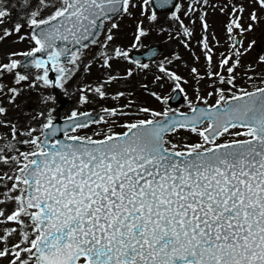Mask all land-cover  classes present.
I'll list each match as a JSON object with an SVG mask.
<instances>
[{"label":"snow or ice","instance_id":"6c2138e0","mask_svg":"<svg viewBox=\"0 0 264 264\" xmlns=\"http://www.w3.org/2000/svg\"><path fill=\"white\" fill-rule=\"evenodd\" d=\"M217 10L224 42L208 19ZM125 16L136 20L127 47L117 43ZM258 27L264 0H0V44L28 45L0 57V264H264V54L245 65L257 41L240 38ZM154 30L203 49L204 70L195 55L188 76L173 67L175 53L156 66L154 82L181 89L188 111L132 99L98 119L75 107L58 122V91L98 57L109 69L132 60ZM213 39L229 47L217 53ZM134 64L83 83L77 104L149 68ZM102 122L106 131L80 134Z\"/></svg>","mask_w":264,"mask_h":264},{"label":"rangeland","instance_id":"374dc122","mask_svg":"<svg viewBox=\"0 0 264 264\" xmlns=\"http://www.w3.org/2000/svg\"><path fill=\"white\" fill-rule=\"evenodd\" d=\"M184 1L185 0H183V2ZM178 2H181V0H178ZM166 15L167 13H161L160 14L161 20H163V18ZM214 15L218 16V19L226 17L222 15L218 10L215 13L210 12L208 16V19L210 22L214 21ZM137 16L139 15L137 14ZM119 23H120V31L118 33L119 39L117 43H121L125 45V47H127V45H129L132 42V33L135 30L136 20L134 21L133 18L125 16L121 21H119ZM222 24L223 23H218V25L213 26V32L215 36L219 37L221 42H224L226 40V37L224 35V29H223ZM198 27H199V21H197V24H196L197 31L195 33V38H197L198 37L197 35L200 33ZM243 34H244V39H243L244 46H247L248 42L254 38L256 39L257 44H260L261 46V51L258 54H264V31H261L260 27H258L256 31L253 33H247V34L243 33ZM171 35H172V39L169 40L168 38L169 33H160L159 31L154 30L150 35L144 37L143 46H138L134 48L132 51L143 52V51H146L150 46H161L162 47V51L159 54V56H157L153 62L147 63L149 65V68L147 70L137 69L134 75L127 80L121 79L118 83L116 82L106 83L105 88L108 92L113 94L112 96L99 97L96 93H90L89 95L91 96V100L88 103L77 104L80 91L83 90L82 89L83 83H88L90 85H95L97 83H104L106 80V74H112V75H116L117 73L122 74L125 68L127 67L135 68L136 66V65L134 66V63L131 62V60L129 61L126 59H115L114 58L111 62L112 67L110 69L107 67L104 68L103 66H101L103 63L102 60H99V57H98V62L94 63L91 67L92 69L91 75L94 76L93 80L90 79V75L88 73H85L83 72V70H81L80 74L76 77V80H74L71 84L68 85L67 94H64L62 91L57 92V97H66L68 100H71L72 102L71 106L59 111L60 116L63 117L65 114H70L72 108H75V107H78L79 110L82 112L84 111L83 108L88 107L89 109H86V111H89V110L96 111V112L100 111V113L103 114L101 112V109L112 107L111 105H109L110 104L109 102L115 103V105L113 106L118 105V100L114 98V94L117 90L126 91L129 93V95H131L132 92L134 93L137 92L134 99L140 102L144 101L141 98V95L143 94L142 91L144 92L145 91L146 92L161 91L162 94L170 96L174 91L173 84L169 83L163 89H160L157 86V84L154 82V76L160 74L156 66L162 60H164L165 57H167L168 59H172L173 54L174 53L177 54L180 57V59H177L174 61L173 67L180 74L188 76L189 69L185 67V62H187L188 65H192L194 64L195 55H199L201 59L198 63H196V66L201 68V70H204L203 68L204 56H203V51H202L203 49L195 43V38L191 41L192 49H189L187 46L184 45L183 40L181 38L176 37L174 33H171ZM212 42L214 45V39L212 40ZM227 46L229 47L227 43L224 44V47H219L218 49H217V46H215L216 52L220 53V51L227 48ZM27 47L28 45L23 44V43H14L12 41H8L6 43L0 44V57H2L4 53L10 48L13 50L20 51V50L26 49ZM96 47H97V51H99V46H96ZM109 53H110V47H109ZM258 54L254 52L253 50L248 56L244 57V64L247 65V63H249L250 61H254ZM218 59H219V56H217V60ZM93 68L100 69L101 71L93 69ZM244 70L246 69H241L240 71L242 72ZM262 71H264V66H262ZM260 79H261L260 77H257L255 79L256 86H261ZM207 83L208 82L205 81L201 85V88L203 89ZM242 83L244 84L245 87H249V90H250V86L247 83L245 82H242ZM191 88L192 87L189 83L185 84L184 89L189 94L188 98L195 99V94L193 92V89ZM210 90L211 89H206L204 94H206V92ZM145 95L151 96L150 93H147ZM150 98L151 99L147 101V104L159 109L160 105H155L153 103V101L157 102V100L154 99L152 101V97ZM209 102H214V98H209ZM57 105H58V99H57V103L54 106L57 107ZM133 107H135V105H133ZM167 107H171V106L168 105ZM177 108H179L180 111L189 110V106L186 103V98L179 106L175 107V109ZM139 116H142V118H144L143 113H140ZM122 124H123V121L122 123H118L115 130L117 131L124 130L121 127ZM107 127L108 125L102 124V123L99 125H93L88 130H86L85 132H81L80 134L92 135L94 131H97L100 128H103L106 131ZM186 135H189V134L186 133Z\"/></svg>","mask_w":264,"mask_h":264},{"label":"water","instance_id":"95a60500","mask_svg":"<svg viewBox=\"0 0 264 264\" xmlns=\"http://www.w3.org/2000/svg\"><path fill=\"white\" fill-rule=\"evenodd\" d=\"M177 0H174V2H176ZM154 6L158 7L159 8V5L158 4H155ZM166 8H171L172 6L171 5H166L165 6ZM163 10H160V12H162ZM240 38H241V35H240ZM260 49L259 46L256 47V50L258 51ZM161 51V48L159 47H151L148 49V51L146 53H143V54H140V55H136V54H131L133 60L135 59H140L141 60V63H145L147 62L148 60H153L155 58L156 55H158ZM54 75V74H53ZM54 78V76H53ZM183 99V96H182V93L177 90L174 95L172 96V99H170V103L173 104V105H177L179 104ZM58 102H59V105H58V109L59 111H61L62 109L68 107L71 105V101L66 99V98H62V97H59L58 98ZM90 115L93 116L94 119H98L99 118V114H96V113H90ZM61 124L64 123V120L61 119L59 117V121Z\"/></svg>","mask_w":264,"mask_h":264},{"label":"trees","instance_id":"16d2710c","mask_svg":"<svg viewBox=\"0 0 264 264\" xmlns=\"http://www.w3.org/2000/svg\"><path fill=\"white\" fill-rule=\"evenodd\" d=\"M132 99H134V97H131V96H126L124 99H122V100H118V105H120V104H122V103H127L129 100H132ZM110 103V105L112 104L111 102H109ZM127 118V117H126Z\"/></svg>","mask_w":264,"mask_h":264}]
</instances>
